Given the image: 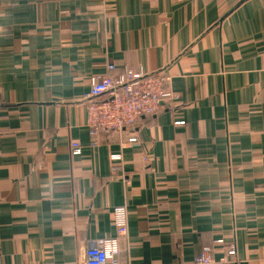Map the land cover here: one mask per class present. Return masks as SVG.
<instances>
[{"label":"crops","instance_id":"1","mask_svg":"<svg viewBox=\"0 0 264 264\" xmlns=\"http://www.w3.org/2000/svg\"><path fill=\"white\" fill-rule=\"evenodd\" d=\"M109 62L172 94L92 136ZM107 238L119 264L231 244L233 264H264V0H0V264H86Z\"/></svg>","mask_w":264,"mask_h":264},{"label":"built area","instance_id":"2","mask_svg":"<svg viewBox=\"0 0 264 264\" xmlns=\"http://www.w3.org/2000/svg\"><path fill=\"white\" fill-rule=\"evenodd\" d=\"M108 72L94 74L90 78V100L87 105V125L92 136L101 131L119 130L135 123L142 116H151L158 112L162 102L170 98L169 77L161 72H144V70H116V65L109 62ZM176 120L175 124H183ZM129 142H137L133 135ZM71 152L81 153V144L71 143ZM111 159L118 161L121 154H112ZM114 223L120 234L127 233L128 211L125 206H116L113 211ZM223 244V239L215 241ZM225 255L220 259L214 256L211 246L202 251L187 264H233L236 262L234 244L225 247ZM117 238H107L86 253V264H119Z\"/></svg>","mask_w":264,"mask_h":264}]
</instances>
